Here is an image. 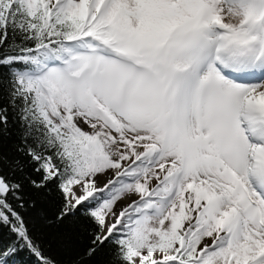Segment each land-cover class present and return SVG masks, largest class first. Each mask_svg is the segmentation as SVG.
Returning a JSON list of instances; mask_svg holds the SVG:
<instances>
[{
  "label": "snow or ice",
  "instance_id": "6c2138e0",
  "mask_svg": "<svg viewBox=\"0 0 264 264\" xmlns=\"http://www.w3.org/2000/svg\"><path fill=\"white\" fill-rule=\"evenodd\" d=\"M25 254L264 264V0H0V264Z\"/></svg>",
  "mask_w": 264,
  "mask_h": 264
},
{
  "label": "trees",
  "instance_id": "16d2710c",
  "mask_svg": "<svg viewBox=\"0 0 264 264\" xmlns=\"http://www.w3.org/2000/svg\"><path fill=\"white\" fill-rule=\"evenodd\" d=\"M56 199L48 198L30 210L37 233L50 245V251L59 260L68 262L74 259L87 243V237L77 226L48 225L44 217H51L56 208ZM44 216H41L40 213ZM22 264H32L33 258L27 254L21 257Z\"/></svg>",
  "mask_w": 264,
  "mask_h": 264
}]
</instances>
